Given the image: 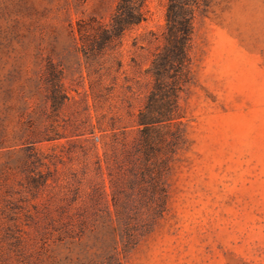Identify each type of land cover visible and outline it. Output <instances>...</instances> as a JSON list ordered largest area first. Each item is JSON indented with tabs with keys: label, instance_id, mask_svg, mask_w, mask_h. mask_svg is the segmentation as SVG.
<instances>
[{
	"label": "rangeland",
	"instance_id": "obj_1",
	"mask_svg": "<svg viewBox=\"0 0 264 264\" xmlns=\"http://www.w3.org/2000/svg\"><path fill=\"white\" fill-rule=\"evenodd\" d=\"M165 5L147 0L145 22L86 59L76 22H107L116 0H0V264H102L114 252L94 221L96 162L113 134L137 136ZM191 57L179 96L189 147L172 167L169 210L122 264H264V0H211L194 18ZM49 61L68 94L61 138L31 143L50 124ZM33 150L44 165L30 169ZM38 171L47 182L33 187Z\"/></svg>",
	"mask_w": 264,
	"mask_h": 264
},
{
	"label": "trees",
	"instance_id": "obj_2",
	"mask_svg": "<svg viewBox=\"0 0 264 264\" xmlns=\"http://www.w3.org/2000/svg\"><path fill=\"white\" fill-rule=\"evenodd\" d=\"M146 1L116 0L107 22L96 17L78 20L76 33L82 55L94 59L119 47L128 32L147 20ZM210 1L166 0L163 42L153 53L147 69L152 86L136 115L137 136L129 141L125 131L121 139L113 134L110 150H105L103 160L99 158L96 162L103 179L102 185H95L91 193L94 221L102 222L121 245L119 250L117 244L102 264H122L169 210L172 167L179 154L189 147L179 96L193 80V21ZM43 74L51 108L47 116L50 124L46 132L33 134L31 143L61 138L54 125L55 115L68 100L61 70L49 61ZM26 165L30 169L44 165L37 150L30 154ZM31 176L28 179L33 187L47 182L41 171Z\"/></svg>",
	"mask_w": 264,
	"mask_h": 264
}]
</instances>
